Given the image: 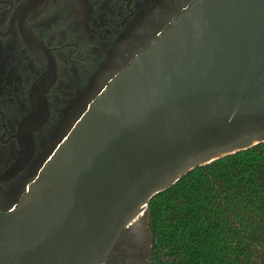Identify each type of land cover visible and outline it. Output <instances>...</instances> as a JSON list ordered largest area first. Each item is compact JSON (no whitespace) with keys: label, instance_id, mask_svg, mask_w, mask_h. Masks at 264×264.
<instances>
[{"label":"water","instance_id":"water-1","mask_svg":"<svg viewBox=\"0 0 264 264\" xmlns=\"http://www.w3.org/2000/svg\"><path fill=\"white\" fill-rule=\"evenodd\" d=\"M260 142L264 0H194L0 213V264H104L153 196Z\"/></svg>","mask_w":264,"mask_h":264},{"label":"flooded vegetation","instance_id":"flooded-vegetation-1","mask_svg":"<svg viewBox=\"0 0 264 264\" xmlns=\"http://www.w3.org/2000/svg\"><path fill=\"white\" fill-rule=\"evenodd\" d=\"M194 0H0V213L109 82ZM147 209L104 264H149Z\"/></svg>","mask_w":264,"mask_h":264},{"label":"trees","instance_id":"trees-1","mask_svg":"<svg viewBox=\"0 0 264 264\" xmlns=\"http://www.w3.org/2000/svg\"><path fill=\"white\" fill-rule=\"evenodd\" d=\"M147 215L149 264H264V142L187 172Z\"/></svg>","mask_w":264,"mask_h":264},{"label":"rangeland","instance_id":"rangeland-1","mask_svg":"<svg viewBox=\"0 0 264 264\" xmlns=\"http://www.w3.org/2000/svg\"><path fill=\"white\" fill-rule=\"evenodd\" d=\"M147 220H148V230L150 231L151 233V229H150V225H149V218H148V215H147ZM152 234V233H151Z\"/></svg>","mask_w":264,"mask_h":264}]
</instances>
